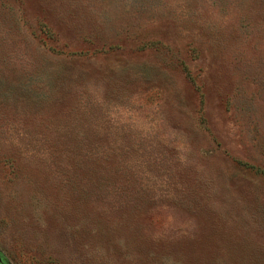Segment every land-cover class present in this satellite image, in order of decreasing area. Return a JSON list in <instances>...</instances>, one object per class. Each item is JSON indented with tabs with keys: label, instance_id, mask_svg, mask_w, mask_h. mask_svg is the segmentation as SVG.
Wrapping results in <instances>:
<instances>
[{
	"label": "rangeland",
	"instance_id": "obj_1",
	"mask_svg": "<svg viewBox=\"0 0 264 264\" xmlns=\"http://www.w3.org/2000/svg\"><path fill=\"white\" fill-rule=\"evenodd\" d=\"M0 264H264V0H0Z\"/></svg>",
	"mask_w": 264,
	"mask_h": 264
}]
</instances>
